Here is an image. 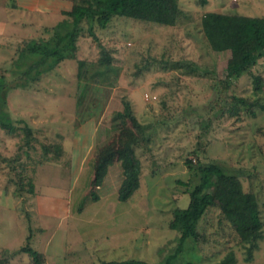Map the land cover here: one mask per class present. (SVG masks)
Masks as SVG:
<instances>
[{
	"label": "rangeland",
	"instance_id": "374dc122",
	"mask_svg": "<svg viewBox=\"0 0 264 264\" xmlns=\"http://www.w3.org/2000/svg\"><path fill=\"white\" fill-rule=\"evenodd\" d=\"M179 5L183 15L174 26L115 18L96 29L100 43L111 49L108 66L96 62L97 43L83 38L77 58L22 87L15 85L20 79L11 67L16 46L0 55L11 84L4 120L17 125L21 118L35 129L27 144L22 131L10 137L0 127V245L4 239L16 245L34 229L35 248L48 249L49 260L42 264L126 259L159 264L177 243L178 232L168 226L173 210L188 205L186 191L198 181L186 159L239 173L264 221V58L252 69L262 77L259 91L244 75L224 92L227 100L239 95L252 106H240L237 115H216L212 103L219 90L213 87L236 57L212 50L200 26L205 10L264 16V0H179ZM124 108L140 125L133 149L117 140L125 120L116 113ZM199 139L204 154L197 149ZM28 158L31 168L25 171L21 159ZM131 163L140 185L121 201L117 189ZM33 195L68 197V216L37 215L35 200L29 205L24 200ZM38 225L45 228L39 237ZM198 231L192 249L179 255L181 264H218L230 252L233 264H264V229L250 261L247 244L217 207L207 209Z\"/></svg>",
	"mask_w": 264,
	"mask_h": 264
},
{
	"label": "trees",
	"instance_id": "16d2710c",
	"mask_svg": "<svg viewBox=\"0 0 264 264\" xmlns=\"http://www.w3.org/2000/svg\"><path fill=\"white\" fill-rule=\"evenodd\" d=\"M200 1L205 3V0ZM64 14L67 17L49 29L50 37L31 39L19 46L17 56L11 64V67L17 70L15 71L18 74L17 79H20L19 82L15 81L16 86L25 87L30 82L35 83L44 73L51 71L64 60L77 58L78 40L82 37L92 38L99 46L97 64L110 65L111 49L100 43L96 29H105L115 18H131L163 26H174L183 15V10L180 8L179 0H80ZM200 26L212 50H229L232 56L236 57L227 63L224 77L213 87L215 90L218 89L219 93L212 107L215 106L216 115H237L240 106H252V103L245 97L234 94L227 100L224 98V92L244 75L252 77L254 91L262 88L261 75L254 74L252 69L261 58H264V16L205 10L200 16ZM82 63L79 62L80 65ZM4 70V67L0 68V112L6 106V90L11 86ZM191 70L195 71V68L191 67ZM260 107L264 109V104ZM250 112L254 113L252 110ZM2 115L0 127L10 134L22 131L24 140L30 144L33 137L32 129L26 124L20 127L5 122V110ZM116 116H121L125 120L121 122L117 140L120 143H127V146L133 149L138 142L136 134V129L140 128L138 121L133 113L125 108L117 112ZM126 120L130 121V124ZM197 149L203 154L206 153L205 144L200 139L197 141ZM133 152L132 156L135 158ZM185 165L196 171L198 181L186 191L189 195L188 205L173 210V217L168 226L178 232L177 243L173 251L167 253L159 264H181L179 255L192 249L190 242H195L200 237L198 223L209 207H217L240 242L247 244L246 260L250 261L253 250L258 247V241L263 237L264 229L256 196L243 189L239 173L219 163L197 161L194 164L191 159H186ZM181 183L188 185L187 182ZM139 185L135 163H131L127 178L117 189V198L121 201L130 199ZM94 198L97 196L94 195ZM21 250L26 252L35 264L41 263L42 255L30 247L28 242ZM234 260V255L230 252L218 264H233ZM103 264L150 263L141 259H126ZM186 264L193 263L188 261Z\"/></svg>",
	"mask_w": 264,
	"mask_h": 264
},
{
	"label": "crops",
	"instance_id": "0c3cea01",
	"mask_svg": "<svg viewBox=\"0 0 264 264\" xmlns=\"http://www.w3.org/2000/svg\"><path fill=\"white\" fill-rule=\"evenodd\" d=\"M79 2L80 0H0V55L10 49L8 48L10 45L14 44L16 49L13 52V56L16 58L18 46H21L31 39L50 37L51 32L49 29L54 28L60 21L65 19L67 16L64 14V12L71 10L73 4ZM83 38L88 39L89 37H82L78 40V51L80 49L81 39ZM4 65L5 63L1 61L0 68L4 67ZM38 82L39 81L35 83ZM15 121L18 122L17 126H24L22 122L25 120L17 118ZM30 128L32 129L34 135L35 129L33 127ZM3 132L1 135L5 134ZM19 132L20 130L13 134L6 133L9 134L8 136H17V133ZM0 142L1 149L2 141ZM21 160L22 162L24 161L23 167L25 171L31 168L29 158L27 161L23 159ZM24 200H27L26 203H28V205L31 203V201L35 200L37 215H53L63 218L69 214V198H66V196L56 197L33 195L32 197L30 196L24 198ZM31 208L32 207L25 209V212L31 214ZM38 228L39 231H41L38 234L39 237L45 228L43 225H38ZM35 233L36 232H34V229L30 230L29 234H24L23 238H19L17 240V244L13 246L9 245V242H6L4 239V242L2 245H0V257L4 255L6 257L4 256L5 258L2 259L0 258V264H35L32 261V258L26 252L21 250V247H23L26 242L34 243V248H32L42 255L40 264L47 262L49 260L47 253L48 249L46 248L47 250L45 249L40 252L39 248H35L37 245L39 246V244L34 241ZM1 236L2 233H0V239L2 238Z\"/></svg>",
	"mask_w": 264,
	"mask_h": 264
}]
</instances>
